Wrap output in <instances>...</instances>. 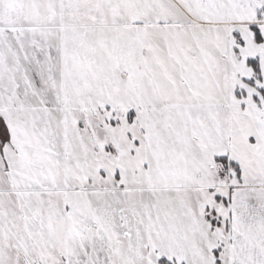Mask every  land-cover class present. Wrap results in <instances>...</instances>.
<instances>
[{"label":"snow or ice","instance_id":"6c2138e0","mask_svg":"<svg viewBox=\"0 0 264 264\" xmlns=\"http://www.w3.org/2000/svg\"><path fill=\"white\" fill-rule=\"evenodd\" d=\"M0 264H264V0H0Z\"/></svg>","mask_w":264,"mask_h":264}]
</instances>
